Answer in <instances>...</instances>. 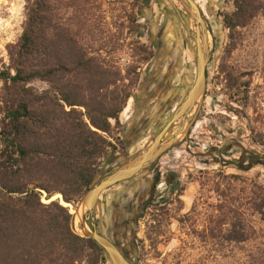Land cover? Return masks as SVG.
Here are the masks:
<instances>
[{"label":"trees","instance_id":"trees-1","mask_svg":"<svg viewBox=\"0 0 264 264\" xmlns=\"http://www.w3.org/2000/svg\"><path fill=\"white\" fill-rule=\"evenodd\" d=\"M64 1L27 0L22 33L7 45L9 62L0 69V264H99L102 255L95 240L75 231L68 207L42 198L61 194L76 206L99 181L103 166L123 147L120 137L110 139L111 120L116 128L122 124L131 93L117 85L119 73L89 56L61 23ZM234 2L235 12L223 19L230 30L245 27L264 10L260 0ZM36 81L49 87L39 89ZM263 158L245 151L239 170L247 161L248 168L263 164ZM252 186L239 205L229 196L219 203L213 238L220 236L223 244L256 238L246 210L264 221V187ZM248 256L249 264H264V243Z\"/></svg>","mask_w":264,"mask_h":264},{"label":"rangeland","instance_id":"rangeland-1","mask_svg":"<svg viewBox=\"0 0 264 264\" xmlns=\"http://www.w3.org/2000/svg\"><path fill=\"white\" fill-rule=\"evenodd\" d=\"M143 1L65 0L60 10L61 23L75 34L79 45L104 67L118 72L117 85L125 86L132 95L137 84L132 85L131 80H138L140 74L139 48L149 46L148 39L140 37L142 28L138 26L145 20L146 10L140 8ZM260 1L264 4V0ZM26 3L27 0H0V69L9 62L7 45L16 42L22 33ZM209 5L220 17L215 19L214 37L209 43L212 50L208 83L191 114L179 120L174 133L168 136V142L175 138L174 148L164 155L159 166L163 167L161 171H173L177 185L171 191L162 182L160 189L165 197L140 219L137 241L129 255L133 264H249L250 252L264 243V221L250 210L246 213L257 230L254 240L223 244L220 236L213 238L210 232L217 228L219 203L227 196L239 205V199L251 196L254 182L264 187V163L248 168L251 162L247 161L241 164L245 169L239 170V159L245 151L264 155V144L257 142L260 136L264 143V10L245 27L230 30L223 19L235 12L234 0H210ZM191 32L199 42V33ZM195 75L196 68L189 74L188 87L181 95L188 92ZM34 86L41 89L49 84L36 81ZM243 94H248L247 100L242 99ZM125 116L124 109L118 128L111 120V141L122 137ZM168 120H163L162 125ZM141 147H131L128 157L109 159L98 180L115 166L139 156ZM55 199L69 208L75 231L84 235L78 213L81 202L65 205L61 196ZM42 200L49 202L45 196Z\"/></svg>","mask_w":264,"mask_h":264},{"label":"flooded vegetation","instance_id":"flooded-vegetation-1","mask_svg":"<svg viewBox=\"0 0 264 264\" xmlns=\"http://www.w3.org/2000/svg\"><path fill=\"white\" fill-rule=\"evenodd\" d=\"M191 1L198 11L190 0H144L140 7L146 10L143 13L144 22L138 24L142 28L140 37L145 36L149 46L143 48L137 69L140 72L137 88L125 108L126 116L121 129L123 147L118 157L130 156L131 147L138 145L142 146L144 152L171 119L173 110L186 98L187 91L184 95L180 92L187 89L188 76L196 68L199 42H202L204 34L197 12L204 20L209 43L214 37L215 19L220 17L218 11L214 14L211 11L210 0L203 3L202 0ZM192 30L195 34L199 33V42ZM209 49L211 52L210 44ZM190 114L188 112L186 116ZM167 118L169 120L162 125ZM179 120L173 122L163 134L160 146L169 141L168 136L174 133ZM173 148L174 143L165 153L147 162L135 176L106 189L92 210L85 209L80 222L82 231L86 227L97 231L131 262L129 255L133 243L137 241L135 235L140 219L157 200L165 197L160 184L164 182L171 191L177 185L173 171H161L163 167L159 166L164 155ZM119 166H115L114 170ZM83 233L82 237L93 239L85 236V231ZM96 243L102 248L99 264H111L105 249Z\"/></svg>","mask_w":264,"mask_h":264},{"label":"water","instance_id":"water-1","mask_svg":"<svg viewBox=\"0 0 264 264\" xmlns=\"http://www.w3.org/2000/svg\"><path fill=\"white\" fill-rule=\"evenodd\" d=\"M190 2L198 11L196 4L191 0ZM197 18L198 21L202 24L204 34L202 42L199 43L195 80L188 90L186 98L178 105L171 119L155 137L154 142L150 144L144 152H142L139 156L130 160L126 164L119 166L113 171H110L105 177L100 179L87 191L78 209L80 222H82V217L85 209L92 210L99 202V198L102 196L103 192L106 189L118 182L130 179L131 177L135 176L145 167V164L147 162L155 160L159 155L165 153L173 145L175 138L172 142H168L167 144L160 146L163 134H165V132L170 129L173 122L181 118H185L186 114L190 112L191 109H193V107L196 105V102L200 98V96L204 94L205 88L207 86V66L210 61L209 36L205 31V23L204 20L200 17L199 12H197ZM60 196L62 201L65 202L63 196L61 194ZM52 200L56 199H51L49 200V202ZM85 229V236L93 238L105 249L111 264H132L122 255L119 249L103 235L99 234L95 230L92 231L87 228Z\"/></svg>","mask_w":264,"mask_h":264},{"label":"bare ground","instance_id":"bare-ground-1","mask_svg":"<svg viewBox=\"0 0 264 264\" xmlns=\"http://www.w3.org/2000/svg\"><path fill=\"white\" fill-rule=\"evenodd\" d=\"M201 43V42H200ZM60 195L59 194H57V195H55L52 199H55V198H58ZM65 205H70V204H68V203H66V202H63ZM86 229H84L83 231H85Z\"/></svg>","mask_w":264,"mask_h":264}]
</instances>
